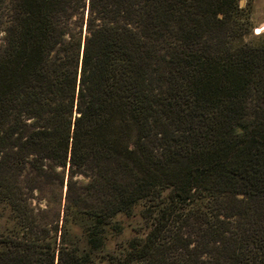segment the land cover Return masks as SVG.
Returning a JSON list of instances; mask_svg holds the SVG:
<instances>
[{"label": "trees", "instance_id": "obj_1", "mask_svg": "<svg viewBox=\"0 0 264 264\" xmlns=\"http://www.w3.org/2000/svg\"><path fill=\"white\" fill-rule=\"evenodd\" d=\"M238 6L0 0V264H264V44Z\"/></svg>", "mask_w": 264, "mask_h": 264}, {"label": "rangeland", "instance_id": "obj_2", "mask_svg": "<svg viewBox=\"0 0 264 264\" xmlns=\"http://www.w3.org/2000/svg\"><path fill=\"white\" fill-rule=\"evenodd\" d=\"M238 13L237 17L240 21L246 24L247 31L241 39L243 43L251 45L264 44V29L257 32L258 27L264 24V0H238ZM85 26H83V34L85 33ZM2 36L0 35V38ZM66 187L63 186V196L65 194ZM140 207H137L132 215H120L118 221L122 224L123 230L121 235L116 238V241L124 242L136 236L138 229L144 228L143 220L140 217ZM3 216L0 213V229L4 224ZM114 242L109 245V248H113Z\"/></svg>", "mask_w": 264, "mask_h": 264}, {"label": "bare ground", "instance_id": "obj_3", "mask_svg": "<svg viewBox=\"0 0 264 264\" xmlns=\"http://www.w3.org/2000/svg\"><path fill=\"white\" fill-rule=\"evenodd\" d=\"M263 29H264V24H262L260 27H258L257 32L260 31V30H263Z\"/></svg>", "mask_w": 264, "mask_h": 264}]
</instances>
